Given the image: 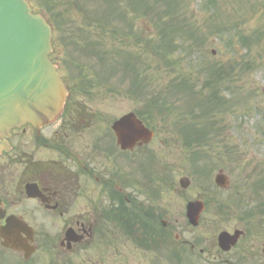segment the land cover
Here are the masks:
<instances>
[{
    "label": "flooded vegetation",
    "instance_id": "af4514ba",
    "mask_svg": "<svg viewBox=\"0 0 264 264\" xmlns=\"http://www.w3.org/2000/svg\"><path fill=\"white\" fill-rule=\"evenodd\" d=\"M77 45L49 55L67 90L60 114L12 128L0 148V264H264V220L243 216L245 192L230 196L239 218L223 230L239 234L229 248L223 230L210 237L204 211L189 223L187 204L203 196H179L178 209L157 198L163 169L144 146L119 149L111 125L127 112L106 118L105 88Z\"/></svg>",
    "mask_w": 264,
    "mask_h": 264
},
{
    "label": "rangeland",
    "instance_id": "374dc122",
    "mask_svg": "<svg viewBox=\"0 0 264 264\" xmlns=\"http://www.w3.org/2000/svg\"><path fill=\"white\" fill-rule=\"evenodd\" d=\"M29 2L34 11L43 14L47 20H50V11L54 6V10L68 12L66 20L70 19L69 26L75 28L83 24L81 20L84 11H80L78 4L72 6L70 0H29ZM96 2L99 4V1ZM94 3L95 1H92L87 4L86 8L94 9L96 6ZM179 7L180 14L177 18L182 34L170 36L172 39L180 36L183 41L182 48L170 55L172 58L169 62L156 61L158 56L152 51L150 54H143L139 72L144 77L145 71L150 83L161 90L164 77H173L177 74L193 75L195 76L193 78L199 81L201 78H198V74L203 67L209 64L223 65L225 69L228 68L231 71L230 78L233 81L228 91L224 90L226 87L220 91L225 99H231V101L228 100L226 108L221 107L222 110L214 119L217 127L213 128L212 140L208 147L210 149L207 150L212 156L208 162V166L211 164L212 167L208 176L198 178L194 175L192 157L189 159L182 137H179L177 132L172 134L168 129L164 130V127H160L154 131L155 138L141 148L148 149L145 151L147 154L152 153L157 168L163 169L167 181L162 184L157 198L172 197L174 209H178L184 204V201L179 200V196L204 197L208 204L202 216L207 220L211 237L212 234L232 228L237 223L232 218L222 222L215 219L213 206L221 199V195L226 196L227 192L239 188V191L247 194L246 197L252 199L248 202L251 204L253 201L254 205V199L259 195L252 194L254 193L252 183L256 178L264 177V131L262 130L263 122H261L264 120V0H183ZM151 16L139 12L138 18L134 19L135 27L145 30L148 37L154 34L159 36V29L150 19ZM215 26L229 31L238 28L245 35L255 36V39L247 46L235 40L227 46L226 32L221 34L222 37L219 36ZM87 31L96 36V42L104 41L107 46L110 40V43L114 44L111 42L114 38L110 35L109 29L103 31L97 26H91ZM58 37L60 38V35L53 31L51 45H59L57 48L59 52L65 53V49L63 50L60 47L61 44H58ZM70 37L71 35L68 34L67 39H71ZM78 38L79 36L76 37ZM136 47L138 49L139 45L134 43L131 49L135 51ZM248 59L252 62L249 68ZM87 61L94 66L93 72L100 75L102 79L104 87L100 88H105L102 92L105 101L101 103V107L110 123L122 113L140 107L133 99L108 94V87L112 86L109 81L114 82L120 76L119 69H116L117 65H109L106 62L102 65L98 64L96 56L88 58ZM220 170L230 179L231 190L229 191H224L214 184L213 176ZM181 176L191 178V184L186 190L181 189L178 184V178ZM261 193H264V189ZM257 218L260 217L257 216Z\"/></svg>",
    "mask_w": 264,
    "mask_h": 264
},
{
    "label": "trees",
    "instance_id": "16d2710c",
    "mask_svg": "<svg viewBox=\"0 0 264 264\" xmlns=\"http://www.w3.org/2000/svg\"><path fill=\"white\" fill-rule=\"evenodd\" d=\"M73 1L76 4L80 3V1H87L90 4L96 0ZM103 1V4H96L94 9L87 10L88 14L86 17L93 19L94 25L103 31L106 30L103 26L108 24L109 33L114 40L134 38L137 41L136 43L141 47L143 54H150V51H152L158 56L156 61L160 62H169L172 58L170 55L182 48L183 41L181 37L178 36L172 39L170 35L182 34V28L180 23H178L179 19L177 17L180 14V2H183V0ZM139 12L147 16L149 14L152 15L150 19L154 22L155 27L159 29V36H154V34L148 37L145 30H141L140 27L138 30L135 28L133 19L137 14L139 15ZM113 16L115 20L111 19ZM215 27L216 33L219 36L226 32L225 44L227 46H230L234 40L241 45H247L254 38L253 35H245L238 28L229 31L228 29L222 30L221 27ZM78 36L79 38L76 39ZM92 36L94 34L87 30L81 31L79 29L74 34L72 32L70 43L75 44L79 43V41L81 43L96 42V36H94V39H92ZM135 57L136 54H127V59L123 62L133 68L132 62H134ZM251 64L252 62L248 59V68ZM200 71L198 78H201V80L199 81L196 78L194 79L193 77L195 76L193 75L180 76L177 74L173 77H164L162 79L164 85L161 90H158V87H154L150 83V79L144 71L145 76L138 86V92L140 94L144 92L147 96V110L144 112L146 116L140 113L139 115L148 125L153 126L160 123L169 132L173 133V131H176L178 136L182 137L181 140L184 146L188 147L189 154L192 157L193 168H195L196 173L199 171L207 172L209 170V167L205 163L206 158L209 157L207 152L208 143L212 140V119L218 116L220 110H222L221 107H227L228 100L231 101V99H225L221 95L222 91L220 90L226 87L224 90L228 91L233 81L230 78L231 71L228 68L225 69L223 65L214 66L209 64ZM138 83L136 82L135 84ZM261 122H263L262 130L264 131V120ZM253 186V189H262L264 187V177L257 179ZM254 208H258L261 212H264V201L257 202ZM217 209L225 215L231 214L228 207L223 203ZM250 211L251 209L244 207L243 216L249 215Z\"/></svg>",
    "mask_w": 264,
    "mask_h": 264
},
{
    "label": "water",
    "instance_id": "95a60500",
    "mask_svg": "<svg viewBox=\"0 0 264 264\" xmlns=\"http://www.w3.org/2000/svg\"><path fill=\"white\" fill-rule=\"evenodd\" d=\"M50 39V26L43 16L31 12L26 0H0V148L11 128L47 123L61 111L66 89L48 59ZM121 117L112 124L120 149H131L153 138V132L133 112ZM214 177L217 186L227 188L229 181L223 173ZM189 183V178H180L182 188ZM202 209L201 201L187 205V217L193 225ZM218 241L222 248H228L235 239L223 231Z\"/></svg>",
    "mask_w": 264,
    "mask_h": 264
}]
</instances>
